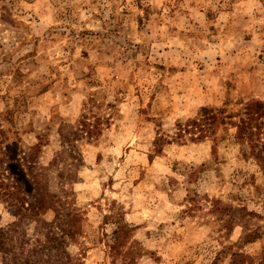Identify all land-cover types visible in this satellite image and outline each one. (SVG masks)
<instances>
[{
	"label": "rangeland",
	"instance_id": "1",
	"mask_svg": "<svg viewBox=\"0 0 264 264\" xmlns=\"http://www.w3.org/2000/svg\"><path fill=\"white\" fill-rule=\"evenodd\" d=\"M202 107L264 108V0H0V264H264V168L173 139Z\"/></svg>",
	"mask_w": 264,
	"mask_h": 264
},
{
	"label": "trees",
	"instance_id": "2",
	"mask_svg": "<svg viewBox=\"0 0 264 264\" xmlns=\"http://www.w3.org/2000/svg\"><path fill=\"white\" fill-rule=\"evenodd\" d=\"M219 125L234 128V141L242 147L244 156L252 158L264 168V108L225 113L223 109L202 107L189 127L178 124L173 139H181L189 133L196 135L199 139L208 138L215 133ZM84 126H86L85 123L82 124V127ZM2 162L3 159L0 156V165ZM14 189H16L15 186L7 184L4 174L0 172V200L10 199L13 194L15 195ZM20 206L23 207L22 204ZM18 210L19 207H16V211ZM120 230L113 232L115 240L119 239V234L122 232ZM7 250L5 248V252ZM242 261L235 260L233 264H242Z\"/></svg>",
	"mask_w": 264,
	"mask_h": 264
}]
</instances>
